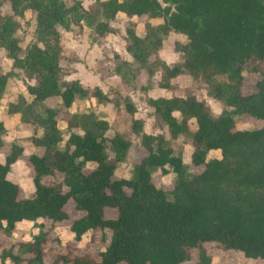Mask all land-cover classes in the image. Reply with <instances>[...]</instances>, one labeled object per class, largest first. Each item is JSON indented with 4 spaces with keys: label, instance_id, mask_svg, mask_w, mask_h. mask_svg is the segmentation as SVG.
Instances as JSON below:
<instances>
[{
    "label": "trees",
    "instance_id": "1",
    "mask_svg": "<svg viewBox=\"0 0 264 264\" xmlns=\"http://www.w3.org/2000/svg\"><path fill=\"white\" fill-rule=\"evenodd\" d=\"M3 1H8L13 16L34 15V40L22 50L15 35L18 21L0 11V47L12 60L10 71L0 69V101L17 70L33 81L25 84L29 99L18 96L7 113L32 126L29 141L36 152L28 157L33 193L20 197L19 184L8 174L24 148L8 144L0 162V231L10 236L26 221L36 224L38 232L0 246V264H184L193 250L197 259L192 264H211L205 249L210 243L264 261V125L235 128L238 116L264 121V0H95L104 17L95 26L96 36L111 32L109 21L119 14L135 18L134 27L125 31V50L132 61L114 53L113 75L134 86L141 69L149 78L159 72L157 87L164 90L171 89L172 79L189 75L224 106L214 115L192 95L147 97L169 138L143 132L141 122L134 120L133 133L147 154L134 163L129 178L117 177L116 168L125 160L130 141L119 134L107 137L104 119L69 111L88 96L109 101L101 89L63 78L59 27L67 32L80 26L87 14L82 1L0 0V7ZM171 32L185 36L186 42L175 44L181 60L168 65L158 52ZM247 73L257 78L244 93ZM150 87L148 83L140 90ZM48 99L56 101L53 106ZM121 101L128 113L135 112L129 99ZM60 116L68 132L63 145ZM4 133L0 120V147L6 145ZM186 133L191 138L190 164L203 166L197 173L169 145ZM210 151L219 156L207 158ZM156 170L174 174L171 189L154 183ZM58 175L60 181L44 182ZM69 201L82 213L68 226L73 239L100 231L103 247L95 257H71L55 248L57 239L52 247L57 253L47 259L45 221H67ZM107 209L115 216L106 217Z\"/></svg>",
    "mask_w": 264,
    "mask_h": 264
},
{
    "label": "rangeland",
    "instance_id": "2",
    "mask_svg": "<svg viewBox=\"0 0 264 264\" xmlns=\"http://www.w3.org/2000/svg\"><path fill=\"white\" fill-rule=\"evenodd\" d=\"M83 7L87 10V14L80 26H73L72 30H60V44L63 48V58L61 67L65 80L77 79L85 88L92 89L97 87L101 89L109 97V101H98L97 98L87 97L83 101L76 102L69 111L71 113H91L99 119H104L108 122L106 131L107 137H112L114 134H119L126 140L130 141V147L127 151L125 160L116 168L117 177L129 178L132 175L133 165L140 160L147 151L140 145L139 137L133 133L132 122L138 120L141 122L143 132L151 135H163L169 138L166 127L155 116L153 109L146 103L147 97H187L195 96L199 100H203L211 109L214 115H218L223 109V104L211 98L206 94L205 85L200 81L192 78L189 75H180L171 80V89L164 90L157 87L160 79V73L157 72L153 77L149 78L146 72L141 69L136 76L134 86L122 82L121 78L113 75L112 71L117 63L114 59V53H117L121 59L132 61L130 55L125 50L126 45V28L134 27L135 18H129L119 14L113 20L109 21L111 32H106L103 35L96 36L94 29L97 23L104 21L101 14L99 4L95 0H81ZM67 4H71L70 0H65ZM0 11L3 15H11L19 26L16 31V37L19 41V46L22 50L26 48L34 40L35 20L34 15L26 12L24 17L20 18L13 16L8 1L1 3ZM185 43L186 38L181 34L171 32L163 41L158 52L159 57L168 65H172L181 60V54L175 51V44ZM137 66V65H136ZM12 68V60L8 58L5 49L0 47V69L3 73L10 71ZM257 75L247 73L244 79L243 92L248 93L252 83L256 80ZM32 84L33 81H28L17 70L14 76L9 81L8 86L0 101V120L5 127L3 140L5 146L0 147V162L8 153V144L16 142L23 146V155L12 165L8 174V178L15 181L20 186V197L30 196L33 193L32 176L33 170L28 161L31 153L36 152L32 146L30 136L33 133V128L29 124L22 123L17 114H8V104L16 101L18 96H24L29 99L25 89V84ZM151 84L147 91L140 90V87ZM123 98L129 99L135 106L133 114L128 113L124 108ZM55 100L48 99L46 103L53 106ZM119 102V103H118ZM118 103V104H117ZM264 121H257L247 115L238 116L235 118L236 129H251L261 127ZM58 126L63 132V145L67 138L66 123L59 117ZM196 128L193 121L190 122V131ZM76 132L81 133L80 129ZM169 145L172 147L175 154L181 156L185 165L190 167L191 172H200L203 166L195 167L190 164L191 138L189 133L180 135L177 139L169 140ZM109 157L112 153L108 151ZM218 151H210L207 158L218 157ZM88 167L95 166L89 163ZM154 183L164 190L172 188L174 174L168 173L161 175L159 170L153 171ZM61 176H52L44 180L45 183H56L60 181ZM69 219L61 224H50L45 221V230L47 231V239L44 244L45 256L47 259H53L57 252L52 249L55 245V240L58 243L55 248L67 251L69 256H88L95 257L97 249L103 247V243L99 241L98 236L100 231L88 232L84 234L80 240L73 239V233L68 230V226L73 219L82 215V213L74 208L71 201L65 206ZM115 211L106 210V217H114ZM38 232L36 224L32 222H23L18 224L14 232L8 236L0 231V246L10 244L12 240L24 239L28 240ZM12 239V240H11ZM13 242V241H12ZM207 254L211 257V264H264V261L255 259H246L242 253L233 250H223L217 244L210 243L205 245ZM191 260L184 264H192L197 259V251L191 252ZM8 263V262H7Z\"/></svg>",
    "mask_w": 264,
    "mask_h": 264
},
{
    "label": "crops",
    "instance_id": "3",
    "mask_svg": "<svg viewBox=\"0 0 264 264\" xmlns=\"http://www.w3.org/2000/svg\"><path fill=\"white\" fill-rule=\"evenodd\" d=\"M23 222H26V221H23ZM23 222H21V223H23ZM21 223H18V224H21ZM18 224H17V225H18ZM17 225H16V226H17Z\"/></svg>",
    "mask_w": 264,
    "mask_h": 264
}]
</instances>
